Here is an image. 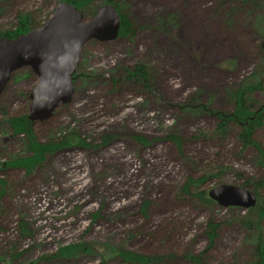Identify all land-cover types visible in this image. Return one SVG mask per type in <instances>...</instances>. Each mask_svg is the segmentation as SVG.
I'll return each instance as SVG.
<instances>
[{"label": "rangeland", "instance_id": "1", "mask_svg": "<svg viewBox=\"0 0 264 264\" xmlns=\"http://www.w3.org/2000/svg\"><path fill=\"white\" fill-rule=\"evenodd\" d=\"M118 1L135 35L88 42L71 103L32 122L39 143L71 135L84 145L47 155L30 173L5 167L29 155L27 137L14 135L8 120L28 115L36 76L22 72L0 96V264H128L116 258L121 250L162 256L161 264H193L186 254L207 264H251L259 235L264 246V220L246 232L240 222L256 221L254 212L201 204L182 189L189 178H203L192 191L206 192L247 181L264 198V185L254 187L264 181L257 151L242 148L236 127L220 139L213 115L182 106L231 112L229 89L254 71L264 81L256 29L264 0H223V9L217 0ZM56 2L10 0L0 7V32L20 15L41 27ZM135 65L147 66L149 89L124 82ZM253 98L264 103V91ZM255 139L264 144V129ZM208 220L220 224L210 248Z\"/></svg>", "mask_w": 264, "mask_h": 264}, {"label": "trees", "instance_id": "2", "mask_svg": "<svg viewBox=\"0 0 264 264\" xmlns=\"http://www.w3.org/2000/svg\"><path fill=\"white\" fill-rule=\"evenodd\" d=\"M10 0H0V7ZM58 2L68 3L74 6L76 9L82 12L85 19L88 14L90 18L96 13L103 5H111L114 7L120 19V28L118 33V38L133 37L135 35L136 29L133 26L132 22L128 16L122 13L118 0H103L102 5L98 6L96 10L89 11V8L94 0H56ZM244 3L254 2V0H241ZM217 7L221 9L226 6V1L217 0ZM52 12L50 13V15ZM229 15V14H228ZM230 17V16H229ZM227 20V19H226ZM229 22V20L227 21ZM230 24V22H229ZM40 26H35L32 22L30 15H20L17 19V25L13 29H8L0 32L1 38L7 39H16L21 35L27 34L29 31L39 28ZM256 29L260 35V41L257 46V57L261 62L262 72L264 73V51H263V40H264V11L260 15V18L256 21ZM26 73L25 78L34 77V73L30 68L24 69V71L16 72V77L13 78V74L10 78L11 80L18 81L17 76ZM17 78V80H16ZM78 75L76 73L73 76V84L77 80ZM126 83H133V85H141L146 88H150L151 81L149 80V74L147 71V66L145 65H135L133 68L126 70L125 75ZM9 81V82H10ZM120 81H113L114 84L119 83ZM264 91V81L261 77L259 71H254L249 76L241 80L233 89H229L228 98L232 103L231 112H221L213 111L207 109L205 105L198 106H189L183 105L182 109L188 110L192 114H201L208 113L215 117L217 123L214 130V135L220 139H225L230 134L232 127H236L238 130L236 132V140L242 146L243 149L246 148H255L257 151V160L256 163L259 167L264 168V144L256 141L255 137L259 130L264 129V103L259 102L253 98V94L257 92ZM31 93V91H30ZM29 93V96H30ZM28 96V98H29ZM30 100V99H29ZM10 129L13 131L14 135L24 134L27 137V151L29 155L26 157H16L9 162H6L5 167L19 168L26 173H30L37 165L41 164L47 155L56 153L59 150L65 148H70L74 146H82L84 143L80 140L79 137H74L67 135L62 137L60 140L50 141L47 144L39 143L32 136V122L29 121L28 115H23L17 118H10L8 120ZM112 137H108L106 141L110 140ZM172 142L176 144L178 148L181 147V142L176 136L168 137ZM136 141L139 143L145 144L146 141L142 138L136 137ZM87 146V145H86ZM3 183L2 181H0ZM204 182L203 178L199 180H194L189 178L184 185L182 191L184 195L189 196L193 201L198 203L213 206L216 205L212 200L207 196L206 191H192V188L198 189L199 186ZM264 185L262 183H255L254 187L258 189L259 186ZM245 189H250L252 186L249 182L243 183L242 186ZM256 195L257 201L256 206L253 209H250L248 212H254L256 214V221H249L243 219L240 224L242 228L249 232L251 229H259V225L262 220H264V198L259 195L257 191H253ZM237 209V208H229ZM220 224L214 220H208L206 224L205 236L207 238L209 248L213 246L215 238L217 236L216 231L218 230ZM21 230L23 236L27 235V231L24 228L23 224L21 225ZM262 239L260 235L255 239V244L253 246L252 258L253 262L251 264H264V246L262 244ZM116 258L122 262L128 264H161L164 262V257L162 256H147L143 254L133 253L129 251H119L115 253ZM184 259L192 262L193 264H207L204 262L203 255H191L186 254Z\"/></svg>", "mask_w": 264, "mask_h": 264}, {"label": "water", "instance_id": "3", "mask_svg": "<svg viewBox=\"0 0 264 264\" xmlns=\"http://www.w3.org/2000/svg\"><path fill=\"white\" fill-rule=\"evenodd\" d=\"M119 28V14L111 5L101 6L86 21L74 6L58 2L40 28L14 40L0 37V96L12 74L30 68L37 83L29 96L28 119L33 123L50 119L59 106L72 101L73 76L84 46L115 40ZM207 196L223 209L250 210L257 201L254 192L231 185L211 188Z\"/></svg>", "mask_w": 264, "mask_h": 264}]
</instances>
